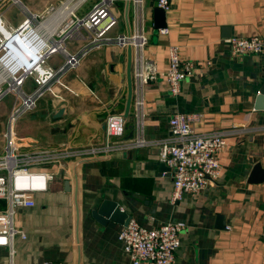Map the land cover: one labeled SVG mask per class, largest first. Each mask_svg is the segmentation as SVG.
I'll list each match as a JSON object with an SVG mask.
<instances>
[{
	"label": "crops",
	"instance_id": "obj_1",
	"mask_svg": "<svg viewBox=\"0 0 264 264\" xmlns=\"http://www.w3.org/2000/svg\"><path fill=\"white\" fill-rule=\"evenodd\" d=\"M69 1L3 0L0 14L6 27L17 26L28 15L38 21L43 18L44 25L56 16L48 13L49 6ZM154 8L153 0L144 1L145 59L164 70L168 47L176 45L180 55L197 66L191 77L180 82L176 95L161 77L143 86V137L153 141L169 136L168 118L175 113L198 114L193 123L196 131L226 134L227 146L218 155L219 176L208 178L200 192L184 193L172 203L171 174L159 161L156 144L43 165L40 169L55 176L47 190L33 195V206L16 208L14 225L26 238L14 237L12 255L8 247L0 246V264H132L118 238L123 225L111 221L103 225L91 216V209L104 198L117 201L146 227L184 222L172 264H264V109L255 108L264 83V54L232 55L224 41L231 36L264 38V0H170L163 26L168 28L166 34L154 27ZM87 11L79 7L77 14ZM111 11L117 18L111 34L128 33L132 3L115 0ZM86 42L81 31L65 39L63 46L75 53ZM62 57L63 52L52 53L46 66L58 69L62 64H53ZM126 64L127 47L102 45L83 55L77 66L60 75L70 90L50 82L53 92H44L31 110L16 118L13 129L20 150L100 142L106 117L124 116ZM133 70L132 62L131 104L124 116V132L116 140H130L137 133ZM24 85L30 91L23 90ZM21 88L30 94L37 85L28 77ZM16 101L2 110L6 128L0 152Z\"/></svg>",
	"mask_w": 264,
	"mask_h": 264
},
{
	"label": "built area",
	"instance_id": "obj_2",
	"mask_svg": "<svg viewBox=\"0 0 264 264\" xmlns=\"http://www.w3.org/2000/svg\"><path fill=\"white\" fill-rule=\"evenodd\" d=\"M3 0H0L2 2ZM17 3L18 0H10ZM86 0H70L59 6L48 7V13L56 16L52 23L41 24L33 15L26 16L15 27H6L0 14V62L10 60L9 78L0 83V100L9 92L18 93L19 103L14 102L9 113L7 130L4 132V145L0 152V246L8 247L13 254V240L16 235L26 238L25 232L14 225L15 211L18 207H30L35 204L33 195L48 188V181L55 173L40 169L43 165L58 164L68 158L83 159L108 155L118 150H129L156 144L158 158L168 167L172 179L170 201L176 203L184 193L196 194L206 185L208 178H217L220 174L218 155L227 146L224 132H198L193 123L198 120L195 113H175L168 118L169 136L153 141L146 140L142 134L143 96L145 84L157 78H163L171 94L179 92L180 82L193 75L197 64L180 55L179 47H168V64L164 70L145 59L143 50L148 43L145 30V0H129L133 7L132 27L128 33L112 35L117 18L111 11L115 0H97L82 16L77 9ZM155 6L167 11L170 0H153ZM64 14V15H63ZM58 23L54 28L53 24ZM159 33L166 34L167 27H158ZM84 31L86 44L75 53H69L63 46L65 39L73 38ZM48 36V37H47ZM47 37V38H46ZM232 55L243 53L264 54V38L231 36L224 40ZM115 45L120 48L131 47L133 74L137 83L134 100L137 118V133L130 140H116L124 132L125 117L120 113L109 114L104 123L103 138L100 142L82 147H69L65 144L51 149L22 151L15 142L13 129L16 118L31 110L36 100L44 92H53L50 82L61 84L60 75L77 66L81 57L102 45ZM63 52L65 61L58 69L46 66L47 58L55 52ZM209 63V62H208ZM32 77L37 88L25 93L21 86L25 79ZM7 83L5 87L4 83ZM185 224L182 221H169L154 227H146L130 218L122 226L118 238L123 250L132 264L149 262L152 264H172L175 251L180 244V232Z\"/></svg>",
	"mask_w": 264,
	"mask_h": 264
},
{
	"label": "water",
	"instance_id": "obj_3",
	"mask_svg": "<svg viewBox=\"0 0 264 264\" xmlns=\"http://www.w3.org/2000/svg\"><path fill=\"white\" fill-rule=\"evenodd\" d=\"M153 22L154 27L165 26L166 13L162 9L156 7L153 9ZM132 69V50L131 47H127V64H126V84H127V97L125 104L124 116L128 114L131 99H132V85L133 79L131 75ZM255 108L264 109V83L259 90L256 97ZM62 109L59 111V113ZM164 166V164L162 163ZM257 168V166L255 167ZM91 216L100 224H107L109 221L122 224L123 226L127 224L131 216L123 211L117 201L112 199L104 198L99 203H97L90 211ZM47 264H57V263H47Z\"/></svg>",
	"mask_w": 264,
	"mask_h": 264
},
{
	"label": "rangeland",
	"instance_id": "obj_4",
	"mask_svg": "<svg viewBox=\"0 0 264 264\" xmlns=\"http://www.w3.org/2000/svg\"><path fill=\"white\" fill-rule=\"evenodd\" d=\"M95 2V0H86L81 6L80 9L87 11ZM65 61V58H60L59 61L54 62L50 60V63L53 64L54 67H58L59 65L63 64ZM5 87L7 86V83H4ZM33 88V87H32ZM31 89V88H30ZM30 89L26 88V85H24L23 90L30 91ZM24 91V92H25ZM17 98V99H16ZM15 99L17 103H19L18 93L15 91L7 93L1 100H0V145L2 143V132L5 130V125H2V121L4 120V116L2 115V110L9 107L11 102Z\"/></svg>",
	"mask_w": 264,
	"mask_h": 264
},
{
	"label": "bare ground",
	"instance_id": "obj_5",
	"mask_svg": "<svg viewBox=\"0 0 264 264\" xmlns=\"http://www.w3.org/2000/svg\"><path fill=\"white\" fill-rule=\"evenodd\" d=\"M58 23H59V21H58ZM56 26H54V28ZM9 63H10V60L8 59V57L3 58V61L1 60V62H0V83L6 81L9 78V75L11 74L10 69H9V66H10Z\"/></svg>",
	"mask_w": 264,
	"mask_h": 264
}]
</instances>
